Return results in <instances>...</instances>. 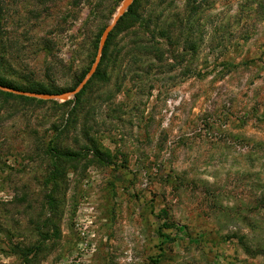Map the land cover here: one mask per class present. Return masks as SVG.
<instances>
[{
	"label": "rangeland",
	"instance_id": "374dc122",
	"mask_svg": "<svg viewBox=\"0 0 264 264\" xmlns=\"http://www.w3.org/2000/svg\"><path fill=\"white\" fill-rule=\"evenodd\" d=\"M122 2L0 0V76L76 88ZM131 5L79 98L0 94V264H264V0Z\"/></svg>",
	"mask_w": 264,
	"mask_h": 264
},
{
	"label": "water",
	"instance_id": "95a60500",
	"mask_svg": "<svg viewBox=\"0 0 264 264\" xmlns=\"http://www.w3.org/2000/svg\"><path fill=\"white\" fill-rule=\"evenodd\" d=\"M132 2H133V0H123L122 4L120 6V9H119V13H118L117 18L114 21H112V23H110L108 26H106L105 29L103 30L101 37H100V40H99L98 54H97V57L95 59V62L92 65V67L89 70L86 77L80 82V84L76 88H74L71 91L63 92L61 94H38V93H34V92H25V91L15 90L12 88L4 87L2 85H0V90L4 91V92L13 93L16 95H22V96H27V97H31V98H37V99H44V100L66 101V100L70 99L71 97H74L77 93L80 92V90L84 87V85L87 83V81L94 74V72L98 66V63L100 61L102 49L105 45V42L108 38L109 33L112 31V29H113L114 25L116 24L117 20L119 19V17L123 15V13L128 9V7L131 5Z\"/></svg>",
	"mask_w": 264,
	"mask_h": 264
},
{
	"label": "trees",
	"instance_id": "16d2710c",
	"mask_svg": "<svg viewBox=\"0 0 264 264\" xmlns=\"http://www.w3.org/2000/svg\"><path fill=\"white\" fill-rule=\"evenodd\" d=\"M131 6H132V5H131ZM131 6H130V7H131ZM125 13H127V12H125ZM112 31H113V30H112ZM112 31L109 33L108 38H107V40H106V42H105V45H104L102 51H104V49H105V47H106V45H107V42H108V40H109V38H110V35H111V33H112ZM98 67H99V65H98ZM98 67L96 68L94 74H93L92 77L89 79V81L98 75ZM84 77H85V75L83 74L82 77H81V79H80V81H82V79H83ZM89 81H88V82H89ZM88 82H87V83H88ZM87 83H86L85 86L80 90V92L77 93V94L74 96L75 98H79V97H80V95L82 94L83 90L85 89ZM0 85H2V86H4V87H8V88L15 89V90H19V91L34 92V93H38V94H52L50 90H47V89H45V88H40V89H37V88H36V89H25V90H23V89H21V87H16V86H14L11 82H6L2 76H0ZM71 90H73V89H71ZM71 90H69V91H71ZM63 92H67V90L62 91V92H60L59 94H61V93H63ZM0 94L4 95L5 97H8V98H9V97H11V98H18V99H22V100H25V101H36V102H39V103L44 102V101H42V100H38V99H35V98H31V97H27V96H22V95H16V94L9 93V92H4V91H1V90H0ZM70 101H71V100L69 99V100L64 101L63 103H67V102H70ZM101 155H104V154H101ZM173 227H174V230H175V231H177V232H180V231H181V226L174 225Z\"/></svg>",
	"mask_w": 264,
	"mask_h": 264
},
{
	"label": "bare ground",
	"instance_id": "6f19581e",
	"mask_svg": "<svg viewBox=\"0 0 264 264\" xmlns=\"http://www.w3.org/2000/svg\"><path fill=\"white\" fill-rule=\"evenodd\" d=\"M119 9H120V8H119ZM119 9H118V11H117L116 17L113 18V21L117 18L118 13H119Z\"/></svg>",
	"mask_w": 264,
	"mask_h": 264
}]
</instances>
